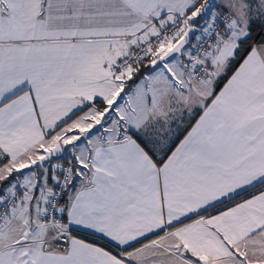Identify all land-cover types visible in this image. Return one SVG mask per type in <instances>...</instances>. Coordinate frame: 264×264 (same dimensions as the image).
Returning <instances> with one entry per match:
<instances>
[{
  "label": "snow or ice",
  "instance_id": "obj_1",
  "mask_svg": "<svg viewBox=\"0 0 264 264\" xmlns=\"http://www.w3.org/2000/svg\"><path fill=\"white\" fill-rule=\"evenodd\" d=\"M0 264H264V0H0Z\"/></svg>",
  "mask_w": 264,
  "mask_h": 264
}]
</instances>
